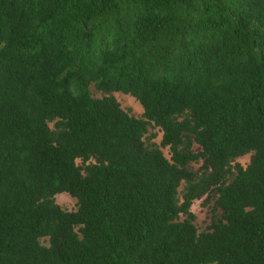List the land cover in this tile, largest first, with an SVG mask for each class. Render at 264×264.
<instances>
[{"label": "trees", "instance_id": "1", "mask_svg": "<svg viewBox=\"0 0 264 264\" xmlns=\"http://www.w3.org/2000/svg\"><path fill=\"white\" fill-rule=\"evenodd\" d=\"M0 264H264V0H0Z\"/></svg>", "mask_w": 264, "mask_h": 264}, {"label": "rangeland", "instance_id": "2", "mask_svg": "<svg viewBox=\"0 0 264 264\" xmlns=\"http://www.w3.org/2000/svg\"><path fill=\"white\" fill-rule=\"evenodd\" d=\"M90 93L92 97H100L103 94L100 92L95 91L91 86L89 87ZM113 98L118 102L119 106L126 111L129 115L139 118L141 115V107L138 102L130 95L123 94L121 92H111L110 93ZM51 126V123H48ZM161 131L158 127L149 125L146 128V132L142 136L145 143L152 142L158 145L160 139ZM162 154L165 157H168V151L166 148H160ZM192 150H198L196 145H192ZM251 152L238 156L234 159L233 162L240 164L241 166H245L249 161V156ZM200 161L197 162H190L188 167L191 170H195ZM183 184H180L178 190L182 188ZM54 203L57 204L61 209L70 211L75 209V199L70 197L68 194L62 192L57 193L53 197ZM203 197L200 199L192 200L189 206V210L194 215L193 224L198 231L205 229L211 221L215 220L218 217L219 210H212L211 203L207 205H202L201 202ZM43 244H46L45 241H41Z\"/></svg>", "mask_w": 264, "mask_h": 264}]
</instances>
